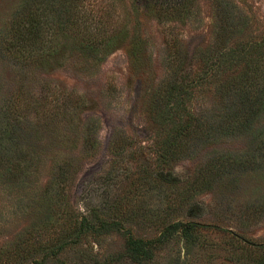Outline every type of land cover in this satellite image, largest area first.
I'll return each mask as SVG.
<instances>
[{
    "label": "rangeland",
    "instance_id": "374dc122",
    "mask_svg": "<svg viewBox=\"0 0 264 264\" xmlns=\"http://www.w3.org/2000/svg\"><path fill=\"white\" fill-rule=\"evenodd\" d=\"M23 1L0 0V264L264 261V113L243 133L183 140L180 152L163 145L169 126L156 116L162 84L198 80V52L214 47V1L193 0L189 17L165 21L156 11L183 0H147V9L119 0L115 13L87 1L90 17L109 14L115 28L126 23L144 41L137 57L126 43L95 59L78 51L72 32L43 51L11 47ZM230 1L248 16L239 38L259 41L264 0ZM169 33L181 72L167 58ZM237 71L191 90L186 111L200 119L192 126L218 130L228 101L216 86ZM221 158L243 165L202 182V170Z\"/></svg>",
    "mask_w": 264,
    "mask_h": 264
},
{
    "label": "trees",
    "instance_id": "16d2710c",
    "mask_svg": "<svg viewBox=\"0 0 264 264\" xmlns=\"http://www.w3.org/2000/svg\"><path fill=\"white\" fill-rule=\"evenodd\" d=\"M87 1L88 6L94 1V4L101 5L108 13H115L119 2V0H24L12 14L11 47L20 53L43 51L40 46L52 42V39L56 40L55 36L58 33L67 35L72 32L76 34L78 51L88 57L98 58L100 51L109 54L126 43L131 46L132 55L139 56L142 53L139 49L144 41L131 34L126 23L115 28L109 14H104L107 15L104 17L97 15L90 17L85 12ZM135 1H141L142 7L147 9V0ZM213 1L217 23L214 47H205L198 52L203 62L201 74L197 76L198 80L191 81L190 76L188 78L177 76L162 84L157 92L156 116L162 124L169 126L165 132L166 140L163 145L170 149L175 147L178 152L184 151V148H181L183 140L186 142L195 140L197 143V140H208L215 134L228 136L243 133L264 113V36L259 41L239 38L241 30L247 25L248 16L241 13L230 0ZM192 2L193 0H183L181 7L159 9L156 11L157 18L160 21L187 18L191 14ZM106 22L107 30L104 28ZM165 35L168 61L174 70L181 72L183 69L176 48L178 43L171 37V33ZM233 69H238L237 74L216 86L219 96L228 101L223 108H226L227 112L221 115L223 121L218 130L212 129L214 132L211 128L203 130L199 124L192 126L189 120L200 119L186 111L185 103L191 96V90L199 83L200 85L206 83L208 77L215 78ZM183 120L188 122L185 121L183 124ZM170 152L167 151L166 154L177 156L178 152L173 150ZM166 154L162 155L163 160L168 157ZM6 159L7 164L12 163L13 157L7 154ZM240 165L243 164L236 158L215 159L213 164H207L202 170L201 181L207 182L212 177L220 176V179L226 174L231 175L233 169ZM188 226L192 227L191 224ZM258 247L264 250L263 244ZM257 264H264V261Z\"/></svg>",
    "mask_w": 264,
    "mask_h": 264
}]
</instances>
